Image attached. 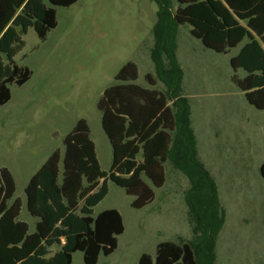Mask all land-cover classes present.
I'll return each instance as SVG.
<instances>
[{"label": "rangeland", "instance_id": "374dc122", "mask_svg": "<svg viewBox=\"0 0 264 264\" xmlns=\"http://www.w3.org/2000/svg\"><path fill=\"white\" fill-rule=\"evenodd\" d=\"M56 10L58 26L46 40L33 28L22 35L24 48L15 62L32 77L24 86L12 85V99L0 106V170L13 174L15 199L23 204L20 220L31 228L37 219L27 209L25 190L54 152L64 153V140L79 121L88 122L101 168L110 172L113 150L98 103L125 65L135 63L136 84L163 93L176 111L153 58L161 13L154 0H79ZM160 35L162 43L168 40L166 28ZM174 47L183 70L180 96L189 100L198 157L220 201L222 225L209 253L211 264H264V111L251 106L231 82L230 55L206 49L189 25L177 26ZM161 63L169 70L166 56ZM237 76L242 78L243 71ZM165 171L160 189L145 180L155 199L141 210L133 208L135 197L109 182V193L94 216L118 210L126 230L115 253L101 256L99 264H138L143 254L156 256L160 243H195L196 223L187 202L191 182L171 163ZM74 264H84L81 252L74 255Z\"/></svg>", "mask_w": 264, "mask_h": 264}, {"label": "trees", "instance_id": "16d2710c", "mask_svg": "<svg viewBox=\"0 0 264 264\" xmlns=\"http://www.w3.org/2000/svg\"><path fill=\"white\" fill-rule=\"evenodd\" d=\"M78 1L0 0V106L12 99V85L24 86L32 77L28 68L15 62L24 48L22 35L33 28L46 40L58 26L56 8H69ZM154 1L161 13L153 58L176 111L163 93L136 84L135 63L125 65L98 103L113 150L110 172L101 168L88 122L79 121L64 140V153L54 152L25 190L27 209L37 219L33 232L20 220L23 204L15 199L16 180L8 168H2L0 264H74L78 252L84 264H99L101 256L115 253L126 230L118 210L94 216V208L109 193V182L135 197L133 208L141 210L154 201L153 187L164 186L167 163L191 182L187 202L196 223L195 243H160L156 256L143 254L138 264H211L209 253L222 213L216 184L198 157L189 100L180 96L183 70L174 47L176 28L189 25L191 35L217 54H228L245 43L232 59L233 69L243 70L245 76L234 74L232 83L251 106L264 111V0ZM165 28L168 40L162 43L165 37L160 31ZM164 56L170 64L167 71L161 63ZM146 79L155 85L151 75ZM260 174L264 179V163Z\"/></svg>", "mask_w": 264, "mask_h": 264}, {"label": "crops", "instance_id": "0c3cea01", "mask_svg": "<svg viewBox=\"0 0 264 264\" xmlns=\"http://www.w3.org/2000/svg\"><path fill=\"white\" fill-rule=\"evenodd\" d=\"M244 44H245V43H244ZM244 44H242L240 47L234 49V51H235L234 53H233V50H232V51H230L228 54H218V55H226V56H227V55H228V56L230 55V64H231V67H232V59L235 58V57H237V56L239 55V53L241 52V49H242V47L244 46ZM203 46H204V45H203ZM206 49H207V48H206ZM216 54H217V53H216ZM232 70H233V73L236 74V75H237V73H239L240 71H243V70L235 71V70L233 69V67H232ZM234 74H233V75H234ZM243 74H244V76H245L244 71H243ZM233 75H232V76H233ZM232 76H231V82H232ZM244 76H243V77H244ZM243 77H242V78H243ZM248 103H249V102H248ZM263 163H264V162H263ZM263 163H262V164H263ZM261 166H262V165H261ZM260 168H261V167H260ZM33 176H34V175H33ZM33 176H32V177H33ZM26 203H27V202H26ZM24 222H25V221H24ZM26 223H27V222H26ZM35 223H36V222H35ZM28 224H29V223H28ZM29 225H30V224H29ZM34 228H35V226H34ZM34 228H31V226H30V229L33 230V231H34ZM33 231H32V232H33Z\"/></svg>", "mask_w": 264, "mask_h": 264}]
</instances>
